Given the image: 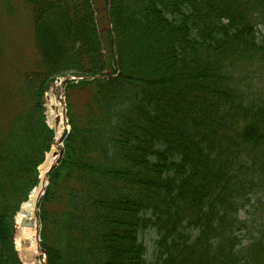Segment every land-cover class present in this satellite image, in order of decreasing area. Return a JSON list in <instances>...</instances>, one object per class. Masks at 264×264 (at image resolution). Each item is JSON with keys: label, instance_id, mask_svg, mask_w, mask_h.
Instances as JSON below:
<instances>
[{"label": "trees", "instance_id": "obj_1", "mask_svg": "<svg viewBox=\"0 0 264 264\" xmlns=\"http://www.w3.org/2000/svg\"><path fill=\"white\" fill-rule=\"evenodd\" d=\"M22 1L34 49L11 84L0 77V264H23L14 220L54 138L44 95L67 76L83 80L65 84L70 132L38 204L47 264H264V201L251 207L264 193V0H101L105 37L93 0Z\"/></svg>", "mask_w": 264, "mask_h": 264}, {"label": "rangeland", "instance_id": "obj_2", "mask_svg": "<svg viewBox=\"0 0 264 264\" xmlns=\"http://www.w3.org/2000/svg\"><path fill=\"white\" fill-rule=\"evenodd\" d=\"M93 1L96 2L95 9L97 10L98 31L103 37H105L106 31L110 29L106 21V14H105L106 8H105L104 3L101 0H93ZM51 32H52V35L55 36L57 43L61 45L62 38L57 34L56 30L52 28ZM0 34H2L1 38H3L4 53L12 56V58L8 57L9 61H11L12 63L11 67L7 66L2 61V59H0V77H1V80L11 84V82L15 79V75L12 73V69L21 62L20 61L21 55L26 50L31 51L34 49V43L31 38V35H32L31 14L29 10L27 9V6L24 5L22 0H0ZM257 37H258L259 42L263 41L264 29L262 27H258ZM25 54L28 56L31 53L29 52V54H27L25 52ZM27 56H23V57H27ZM4 64H5V70L2 72V65ZM59 82L60 81H58L57 84ZM47 94H45L43 98V107H44L45 112H46V108L44 105H45V97ZM64 94H65L64 87L59 86L58 91H57V96H58V101L63 106L65 123L67 127V130L65 133L67 134L70 131V127L67 125L68 124V119L66 115L67 107H66V99H65ZM80 101L81 102L85 101V94L82 92L77 94V103H80ZM54 137H55V134H54ZM61 140L62 138L60 139V142L58 145V151L63 148V144ZM53 146L54 144L52 145L51 150ZM39 174H40V171H39ZM260 198H262V201H264V193H262L261 196L257 195V196L252 197L251 207ZM39 201L37 203V213L36 214H37V220H38V231L40 232L41 225H40L39 217H38L39 216L38 215L39 214L38 212ZM253 212H254V208H250V207L246 208L244 212H241L239 214V217L240 219L246 221L247 215ZM252 234H253V228H251L249 225L247 232H242L241 234V239L243 240L244 244L249 241V237ZM156 238L157 236L152 230H148L140 236V241L147 248V256H146L147 261H152L156 257V254L154 252ZM29 264H44V259H42L40 251H39V254L34 259H32V262H29Z\"/></svg>", "mask_w": 264, "mask_h": 264}, {"label": "bare ground", "instance_id": "obj_3", "mask_svg": "<svg viewBox=\"0 0 264 264\" xmlns=\"http://www.w3.org/2000/svg\"><path fill=\"white\" fill-rule=\"evenodd\" d=\"M58 88L59 84H56L53 94L48 93L45 97L46 120L55 134L54 146L51 152L47 155L45 165L40 169L38 186L30 193L28 201L21 206L19 213L15 217L17 233L15 245L24 264H29V262H32V259L39 254L37 241V203L46 185V175L50 168L57 162L60 139L64 136L67 130L63 106L58 101ZM57 120L59 123L56 126L55 121Z\"/></svg>", "mask_w": 264, "mask_h": 264}, {"label": "water", "instance_id": "obj_4", "mask_svg": "<svg viewBox=\"0 0 264 264\" xmlns=\"http://www.w3.org/2000/svg\"><path fill=\"white\" fill-rule=\"evenodd\" d=\"M70 79H67L66 81H69ZM54 86H55V84H51L50 85V88L51 89H53L54 88ZM54 92V91H53ZM58 123H59V121L57 120V121H55V125L57 126L58 125ZM60 154H61V151L59 152V156H60ZM51 170V169H50ZM37 237H38V240H39V234L37 235ZM41 256H42V258H44V260H45V252L43 251V250H41ZM46 264V263H45Z\"/></svg>", "mask_w": 264, "mask_h": 264}]
</instances>
